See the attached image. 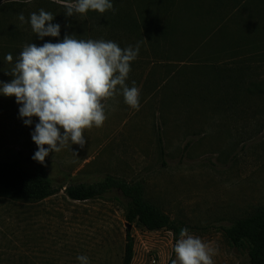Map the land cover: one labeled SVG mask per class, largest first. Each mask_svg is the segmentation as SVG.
Wrapping results in <instances>:
<instances>
[{"label": "rangeland", "instance_id": "obj_1", "mask_svg": "<svg viewBox=\"0 0 264 264\" xmlns=\"http://www.w3.org/2000/svg\"><path fill=\"white\" fill-rule=\"evenodd\" d=\"M176 1L174 25L162 34L144 25L157 26L164 10L157 1L145 8L120 0L121 10L69 17L64 5L76 0H0L2 82L13 79L8 72L26 44L73 35L140 46L125 81L140 90L139 109L125 103L117 85L102 101L103 126L85 129L83 147L69 141L43 164L32 159L39 118L26 125L16 97L0 93V162L42 166L58 188L40 201L0 195V264H81L78 255L88 264H122L125 200L115 192L73 200L60 189L107 175L142 181L147 200L215 250L213 264H248L247 251L229 243L224 228L264 208V0ZM40 9L55 16L59 37L41 40L30 22L19 21L20 13L29 21ZM132 225V264L177 261L180 236Z\"/></svg>", "mask_w": 264, "mask_h": 264}, {"label": "clouds", "instance_id": "obj_2", "mask_svg": "<svg viewBox=\"0 0 264 264\" xmlns=\"http://www.w3.org/2000/svg\"><path fill=\"white\" fill-rule=\"evenodd\" d=\"M64 6L69 17L89 10L104 13L113 9L111 0H76ZM54 18L44 9L31 13L29 21L23 13L18 15L21 23L30 22L41 40L60 36L61 26L52 22ZM139 50V43L121 48L114 41L82 40L73 35H66L56 43L45 42L41 46L30 43L23 47L8 72L13 79L0 81V93L16 97L21 105L19 115L26 125H32V117L39 118L32 132V140L38 146L33 160L45 163L51 152H59L69 141L83 147L84 130L102 127L107 119L102 101L115 95L117 85L122 88L125 103L139 109L140 90L134 81L132 87L125 83L130 62L137 58ZM6 60L13 61L11 53ZM174 251L177 261L173 264H213L215 250L200 237L189 234L186 227L181 228ZM77 260L88 264L85 255H78Z\"/></svg>", "mask_w": 264, "mask_h": 264}, {"label": "trees", "instance_id": "obj_3", "mask_svg": "<svg viewBox=\"0 0 264 264\" xmlns=\"http://www.w3.org/2000/svg\"><path fill=\"white\" fill-rule=\"evenodd\" d=\"M154 1H157L155 3L163 7L164 10H160L156 15L158 16L155 20L158 21L157 26L147 24L146 21L144 25L149 29L154 26L156 32L159 31L164 34L174 25L175 18H173L171 10L176 7L177 1L139 0L145 8L152 7ZM111 2L113 9L105 12L123 9L120 0H111ZM120 16L123 15L120 14ZM135 23L138 25L136 20ZM160 143L161 145L163 143L161 137ZM60 189H64L69 198L79 201L100 198L110 192H115L118 199L123 198L125 200L127 223L136 222L150 231L168 229L174 233L176 239L180 236L181 228L186 227L189 231L191 229L184 221L173 219L160 207L147 200L142 181L129 182L120 177L107 175L94 183L64 185ZM57 192L58 188L54 186L44 167L26 168L18 160L0 162V195L15 199L40 201ZM117 193H121L122 196ZM224 233L229 243L234 247L247 251L248 264H264V208L250 216L238 219L231 226L225 227ZM134 256L135 240L131 230L127 229V242L122 264H132Z\"/></svg>", "mask_w": 264, "mask_h": 264}, {"label": "water", "instance_id": "obj_4", "mask_svg": "<svg viewBox=\"0 0 264 264\" xmlns=\"http://www.w3.org/2000/svg\"><path fill=\"white\" fill-rule=\"evenodd\" d=\"M126 226H127V228H128L129 230H131V229H132V227H133V225H132V224H130V223H127V224H126Z\"/></svg>", "mask_w": 264, "mask_h": 264}]
</instances>
